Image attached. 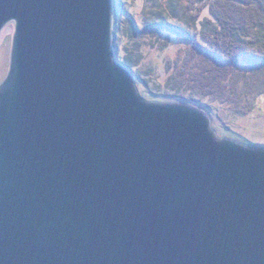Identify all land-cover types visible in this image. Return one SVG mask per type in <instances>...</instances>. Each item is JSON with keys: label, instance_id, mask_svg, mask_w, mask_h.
Returning a JSON list of instances; mask_svg holds the SVG:
<instances>
[{"label": "water", "instance_id": "1", "mask_svg": "<svg viewBox=\"0 0 264 264\" xmlns=\"http://www.w3.org/2000/svg\"><path fill=\"white\" fill-rule=\"evenodd\" d=\"M0 264H264V147L157 103L112 0H0Z\"/></svg>", "mask_w": 264, "mask_h": 264}, {"label": "rangeland", "instance_id": "2", "mask_svg": "<svg viewBox=\"0 0 264 264\" xmlns=\"http://www.w3.org/2000/svg\"><path fill=\"white\" fill-rule=\"evenodd\" d=\"M118 5L122 26L127 17L143 23L146 0H119ZM14 33L15 25L12 23L5 28L0 40V84L10 69ZM199 38L203 41L200 34ZM156 41L147 33L138 38L142 60L132 73L136 77L138 92L144 99L196 107L208 116L217 139L264 147V101L256 102L259 91H264L263 66L253 63L227 66L217 59L208 61L207 65L197 45L178 41L169 47L165 40ZM125 44L127 47L134 45L130 42ZM120 54L124 55V52ZM206 66L207 69L225 70L224 73L229 75L219 83L218 91L213 90L212 83L201 73L206 71ZM235 78L239 81L237 93H234L238 89L234 84ZM251 108L254 111L248 113Z\"/></svg>", "mask_w": 264, "mask_h": 264}, {"label": "trees", "instance_id": "3", "mask_svg": "<svg viewBox=\"0 0 264 264\" xmlns=\"http://www.w3.org/2000/svg\"><path fill=\"white\" fill-rule=\"evenodd\" d=\"M118 2L112 0L113 50L116 60L131 72L140 66L138 38L146 33L157 41L165 40L169 47L178 41L197 45L206 64L217 59L227 66L253 63L264 67V0H146L143 23L127 17L123 26ZM124 42L134 45L127 47ZM208 68L201 73L218 91L219 83L229 75ZM234 84L239 87L238 80ZM260 101H264V91L258 93L257 104Z\"/></svg>", "mask_w": 264, "mask_h": 264}]
</instances>
